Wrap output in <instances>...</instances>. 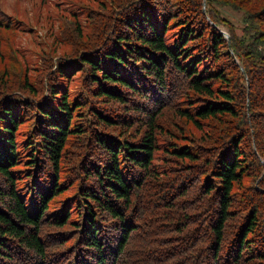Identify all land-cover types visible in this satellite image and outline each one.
<instances>
[{
    "label": "trees",
    "instance_id": "obj_1",
    "mask_svg": "<svg viewBox=\"0 0 264 264\" xmlns=\"http://www.w3.org/2000/svg\"><path fill=\"white\" fill-rule=\"evenodd\" d=\"M44 2L0 0V264H264V0Z\"/></svg>",
    "mask_w": 264,
    "mask_h": 264
},
{
    "label": "rangeland",
    "instance_id": "obj_2",
    "mask_svg": "<svg viewBox=\"0 0 264 264\" xmlns=\"http://www.w3.org/2000/svg\"><path fill=\"white\" fill-rule=\"evenodd\" d=\"M16 2H17V0H7L6 5L8 7H10V9H13L14 5H16ZM41 6H42L43 17H45V15H47L48 13H54V10L56 9L52 0H49V2L42 3ZM215 6L219 10L220 15L224 19L230 21L231 23H233L235 25V27H236L235 30H236L237 34L242 36L243 35V31H242L243 22H242L241 11L234 9L230 5L216 4ZM81 19H82V17H81ZM82 21H83V19H82ZM49 26H50V24H48L47 21H45L44 26L40 29V31L42 32V35H40L41 34L40 31L34 32V33L25 32V33H21L19 35H16L15 37H13L10 34H6V35H8L9 39L14 40L16 46L26 47L27 50L29 51L30 48L33 46L30 44L31 40L37 39V41L39 42V40L42 39L43 35L46 34L45 32L47 29H49ZM220 27H221L220 30L223 29L230 36L228 29L224 25H221ZM38 35H40L42 37L38 38ZM47 38L52 42V41H54L55 36L54 35L51 37L47 36ZM34 45L36 47L39 46L38 43H35ZM40 47L44 48V49H48V46L46 45V43H43V42L40 43ZM62 49H63L62 45L59 44L58 51L62 50ZM3 52L5 54L8 52V46L5 43L3 44ZM36 54H37L36 51H34V49H33L32 57H34Z\"/></svg>",
    "mask_w": 264,
    "mask_h": 264
},
{
    "label": "water",
    "instance_id": "obj_3",
    "mask_svg": "<svg viewBox=\"0 0 264 264\" xmlns=\"http://www.w3.org/2000/svg\"><path fill=\"white\" fill-rule=\"evenodd\" d=\"M205 10H206V5L204 4L203 5V11L205 12ZM221 32L227 37V39H228V41H229V35L223 30V29H221Z\"/></svg>",
    "mask_w": 264,
    "mask_h": 264
},
{
    "label": "bare ground",
    "instance_id": "obj_4",
    "mask_svg": "<svg viewBox=\"0 0 264 264\" xmlns=\"http://www.w3.org/2000/svg\"><path fill=\"white\" fill-rule=\"evenodd\" d=\"M140 252H141V251H140ZM140 252H139V253H140ZM140 257H141V256H140Z\"/></svg>",
    "mask_w": 264,
    "mask_h": 264
}]
</instances>
